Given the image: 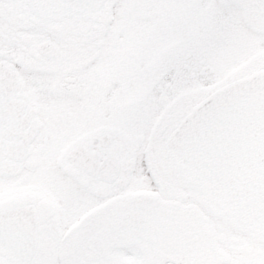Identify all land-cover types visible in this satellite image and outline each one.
Returning a JSON list of instances; mask_svg holds the SVG:
<instances>
[{"label":"snow or ice","instance_id":"1","mask_svg":"<svg viewBox=\"0 0 264 264\" xmlns=\"http://www.w3.org/2000/svg\"><path fill=\"white\" fill-rule=\"evenodd\" d=\"M0 264H264V0H0Z\"/></svg>","mask_w":264,"mask_h":264}]
</instances>
